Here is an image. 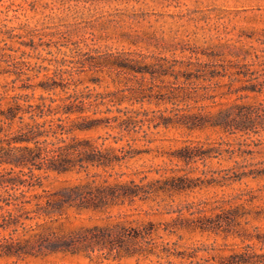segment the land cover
<instances>
[{
  "label": "trees",
  "instance_id": "1",
  "mask_svg": "<svg viewBox=\"0 0 264 264\" xmlns=\"http://www.w3.org/2000/svg\"><path fill=\"white\" fill-rule=\"evenodd\" d=\"M18 37L12 31L0 30L1 41ZM17 49L7 42L0 45V75H15L12 88L4 85L5 91L0 94V264H38L57 255L87 258L89 264H121L127 259H136L138 264L148 259L151 262L147 264H199L198 247H184L166 236L178 234L184 228L205 231L217 227L227 235L232 233V221H236L241 206H225V201L209 210L188 204L185 208L189 216L184 215L182 207L172 211L179 215L169 221L140 219V211L123 207H133L139 200L146 202L160 192L193 187L192 178L172 174L147 180L145 175L137 181L124 179L127 172L116 168L135 156L131 141L146 121H155V127H185L190 131L212 128L257 134L260 125L264 130V102L260 104L264 85L260 88V74L255 75L251 64L174 59L181 66L175 78L183 77L184 81L172 86L167 99L178 100V105L170 115L151 117L148 111L121 108L123 101L116 100L117 90L71 92L69 80L31 83L32 77L24 76L26 60L14 53ZM161 59L169 61L166 57ZM115 63L123 70L156 76L149 66L138 68L137 61L117 59ZM173 67L161 64L157 74L168 75ZM225 77L230 80L214 81ZM244 80L249 84L236 86L237 81ZM19 81L21 84L17 85ZM38 88L49 94L37 95ZM10 89L21 92L11 94ZM28 89L32 92H24ZM57 89L64 93H57ZM233 93L239 95L233 101L217 100ZM247 97L254 100L239 101ZM206 100L210 102L205 103ZM102 129H107L108 134H90ZM124 140L126 144L116 145ZM260 145L264 152V141ZM218 151L216 146L188 144L177 148L172 156L189 164L199 156H211ZM42 173L46 177H78L49 188ZM235 173L237 180L250 174L263 176L264 168ZM216 209L220 211L216 214L217 222L206 214ZM221 264H264V254L247 244L229 254Z\"/></svg>",
  "mask_w": 264,
  "mask_h": 264
},
{
  "label": "rangeland",
  "instance_id": "2",
  "mask_svg": "<svg viewBox=\"0 0 264 264\" xmlns=\"http://www.w3.org/2000/svg\"><path fill=\"white\" fill-rule=\"evenodd\" d=\"M0 30L20 35L13 41L0 40V45L7 42L8 46L18 48L14 53L26 60L24 76L32 77L31 83L69 80L71 92L117 90L116 100L123 101L121 108L148 111L151 117L170 115L178 105V100L167 99L172 86L184 81L183 77L175 78L181 66L175 64L174 59L249 63L255 75L260 74V88L264 85V0H0ZM165 57L169 61L161 59ZM117 59L137 61L138 68L149 66L156 76L123 70L116 65ZM161 64L175 67L168 75H160L157 73ZM14 77L0 75V94L5 91L4 85L12 88ZM229 80L225 77L214 81ZM244 84L249 81L236 82V86ZM15 92L21 90H9L11 94ZM41 93L49 94L38 88L36 94ZM57 93L64 92L57 89ZM237 96L233 93L217 100L233 101ZM253 100L247 97L239 101ZM262 102L264 91L260 92V104ZM259 129L257 134L212 128L190 131L185 127H155V121H146L131 141L135 156L116 170L127 172L124 179L137 181L145 175L151 180L187 174L192 178L193 187L160 192L146 202L139 200L133 207L123 209L140 211L142 220L169 221L179 215L177 211L172 212L178 208L183 207L184 215L189 216L185 206L191 203L208 210L223 201L225 206H241L236 221H232L230 235L217 227L205 231L184 228L166 239L178 240L184 247H198L196 261L199 264H221L229 254L247 244L256 246V251L264 254V240L257 237L264 238V175L250 174L238 180L234 176L235 172L264 168L263 145H260L264 141V130L261 125ZM108 131L117 134L115 130ZM90 134L97 137L108 133L107 129H102ZM123 144L126 140L116 145ZM188 144L203 148L216 146L219 151L212 152L211 156H199L189 164L172 156L177 148ZM171 168L176 171L172 172ZM42 175L49 188L78 177L75 174ZM159 211L164 213L159 214ZM219 212L216 209L206 214L217 222ZM63 261L89 264L87 258L63 255L51 256L38 264ZM150 262L148 259L141 263ZM121 264L138 262L127 259Z\"/></svg>",
  "mask_w": 264,
  "mask_h": 264
}]
</instances>
